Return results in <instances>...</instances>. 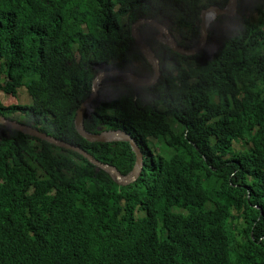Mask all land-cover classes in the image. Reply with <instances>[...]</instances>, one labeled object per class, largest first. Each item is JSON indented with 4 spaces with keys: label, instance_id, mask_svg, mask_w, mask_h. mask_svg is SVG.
Returning <instances> with one entry per match:
<instances>
[{
    "label": "trees",
    "instance_id": "obj_1",
    "mask_svg": "<svg viewBox=\"0 0 264 264\" xmlns=\"http://www.w3.org/2000/svg\"><path fill=\"white\" fill-rule=\"evenodd\" d=\"M227 3L0 0V115L125 175L135 163L128 142L91 143L75 128L96 68L142 75L139 67L151 65L130 36L133 22L168 19L178 43L192 48L201 12ZM263 7L240 0L194 56L174 55L157 29L141 28L167 53L160 83L137 94L123 83L103 88L85 118L88 131L124 130L141 147L132 184L0 125V264H264ZM23 88L31 105L20 100ZM3 94L18 103L6 105Z\"/></svg>",
    "mask_w": 264,
    "mask_h": 264
},
{
    "label": "water",
    "instance_id": "obj_2",
    "mask_svg": "<svg viewBox=\"0 0 264 264\" xmlns=\"http://www.w3.org/2000/svg\"><path fill=\"white\" fill-rule=\"evenodd\" d=\"M240 7V0H229L228 4L224 8H219L217 6H211L208 10H204L201 14V31L200 38L195 47L191 49H186L184 46H181L177 39L168 31V27L165 26L162 22L153 20V19H137L132 23L130 28V36L135 42L136 46L139 49L141 55L146 59L155 69V74L151 78L137 76L131 72H120L116 69L103 70L97 73V75L92 80L91 93L88 98H86L79 106L76 111V116L74 120L75 128L78 134L88 142L91 143H116V142H128L131 146V149L135 153V163L133 168L127 172V174H122V172L113 164L108 162H103L98 158H95L92 154L87 152L85 149L81 148L72 143H68L65 140L57 139L48 133L40 131L37 128H34L31 125H26L17 120H11L5 116L0 115V125L6 126L8 128L22 132L23 134L29 135L31 137L38 138L42 141H45L55 147L61 149H67L79 153L84 158L88 159L91 163L96 165L98 168L106 170L108 174L122 186H126L134 183L140 175L142 174L144 166V153L141 147L138 145L136 140L124 130H108L99 133H93L86 129L85 118L87 111L96 97H98L100 90H102L103 82L109 77H123L128 79L134 89L139 87H149V85L155 84L160 77H162L161 69V59L158 56V53L155 49L149 44V42L141 35L140 28L143 25H150L158 30L157 38L161 42L163 37L166 34L168 40H165L164 43L169 46L172 50L178 52L181 55H193L204 49L208 35H209V25L210 20L207 22L208 13H212L217 16H234L238 13Z\"/></svg>",
    "mask_w": 264,
    "mask_h": 264
},
{
    "label": "clouds",
    "instance_id": "obj_3",
    "mask_svg": "<svg viewBox=\"0 0 264 264\" xmlns=\"http://www.w3.org/2000/svg\"><path fill=\"white\" fill-rule=\"evenodd\" d=\"M229 1V0H228ZM228 4V3H227ZM226 4V5H227ZM213 6H216V5H213ZM218 7V6H217ZM226 7V6H225ZM210 8V7H209ZM209 8H207V9H204V10H208ZM219 8H221V7H219ZM224 8V7H223ZM203 10V11H204ZM202 11V12H203ZM202 12H201V14H202ZM224 16H228V15H224ZM215 15H213L212 13H208V15H207V22L209 21V19H211L209 22H210V25H209V32L212 30L211 28L212 27H214L215 25H216V22L215 21H217V20H215ZM220 17H222V16H220ZM200 18H201V15H200ZM141 19V18H140ZM143 19H152V18H143ZM218 19V18H217ZM153 20H155V19H153ZM201 21H202V18H201ZM161 22V21H160ZM168 22H170L168 19H166L164 22H162L164 25H165V23H168ZM132 25V24H131ZM143 26H150V25H143ZM143 26H141V28L143 27ZM166 26V25H165ZM150 27H152V26H150ZM131 28V27H130ZM141 28H140V32H141ZM152 28H154V27H152ZM200 28H201V24H200ZM154 29H156V28H154ZM201 31V30H200ZM159 33V32H158ZM158 33H157V35H158ZM141 35H142V33H141ZM143 36V35H142ZM173 36H174V34H173ZM144 38H146V37H149V36H143ZM165 37H167V40H168V36L165 34L164 35V37H163V41L161 42L160 40V42L162 43V44H164L165 46H167L165 43H164V41H165ZM175 37V36H174ZM208 37H209V35H208ZM176 38V37H175ZM158 39V38H157ZM177 39V38H176ZM177 41H178V39H177ZM205 45H208V42L205 44ZM182 46V45H181ZM169 47V46H168ZM195 47V46H194ZM186 48V47H185ZM193 48V47H192ZM206 47H204V49H205ZM186 49H191V48H186ZM203 49V50H204ZM202 51V50H201ZM200 51V52H201ZM157 52V51H156ZM158 53V52H157ZM199 53V52H198ZM198 53H196V54H198ZM196 54H193V55H188V56H194V55H196ZM163 55V54H162ZM162 55H160V54H158V56H160V59H161V69H162V76L164 75V73H165V71H167V67H166V58L165 57H163ZM181 55V54H180ZM183 56H187V55H183ZM107 68H109V67H97L96 69H97V73L98 72H100V71H103V70H107ZM110 70H113V69H115L114 67L113 68H109ZM116 70H118V69H116ZM118 71H120V70H118ZM139 71H146V72H144L142 75H138V74H136V73H134V72H132V71H120V72H131V73H134L135 75H137V76H141V77H146V78H151V77H153L154 76V74H155V69H154V67L152 68V69H144V67L141 65L140 67H139ZM97 73H96V75H97ZM95 75V76H96ZM94 76V77H95ZM160 78H162V77H160ZM93 80V79H92ZM107 80H109V84L107 83ZM160 80V79H159ZM119 83H123V84H127V85H130V87L131 88H133L132 87V85H131V83H130V81L128 80V79H124L123 77H109V78H107V79H105L104 80V82H103V88H110V87H114V85H118ZM157 83H158V81L155 83V84H153V85H149V87L150 88H152V87H155V85H157ZM134 89V88H133ZM141 89H143L142 87H139L138 89H134L135 90V93L137 94L138 93V90H141ZM261 214L263 215V212H261Z\"/></svg>",
    "mask_w": 264,
    "mask_h": 264
},
{
    "label": "rangeland",
    "instance_id": "obj_4",
    "mask_svg": "<svg viewBox=\"0 0 264 264\" xmlns=\"http://www.w3.org/2000/svg\"><path fill=\"white\" fill-rule=\"evenodd\" d=\"M263 10H264V7H263ZM220 16H215L214 18H215V20H217V18H219ZM215 22H217V21H215ZM165 25L168 27V31H169V33H171L172 35H173V31L171 30V28H170V26L172 25V23L171 22H168V23H165ZM165 40H167V37H165ZM208 42V38H207V41H206V43ZM205 47H208V45H205ZM140 65V64H139ZM144 67V66H143ZM146 68H148V67H146ZM149 69V68H148ZM107 83L109 84V80H107ZM24 92H26V89L25 88H23V89H21L20 91H19V93H20V95H21V99L20 100H22L23 101V103H25V102H27V103H25V104H28V105H31L32 104V100L30 99V97H29V95H28V93L26 92V98L24 97V95H23V93ZM1 98H2V101L6 104V105H8V104H10V103H12V102H14V101H17V99H12V98H10V97H8V96H5L4 94L1 96ZM17 103H18V101H17ZM93 104V103H92ZM92 104H91V106H92ZM235 229H236V232L237 233H240L241 231H242V229H243V226L242 225H235ZM240 239H243V237H242V235H240Z\"/></svg>",
    "mask_w": 264,
    "mask_h": 264
},
{
    "label": "flooded vegetation",
    "instance_id": "obj_5",
    "mask_svg": "<svg viewBox=\"0 0 264 264\" xmlns=\"http://www.w3.org/2000/svg\"><path fill=\"white\" fill-rule=\"evenodd\" d=\"M167 47H168V46H167ZM169 48H170V47H169ZM170 49H171V48H170ZM172 51H173L174 55L179 54L178 52H176V51H174V50H172ZM160 55H162V54H160ZM162 56L166 58V57H167V53H166L165 55H162ZM187 56H188V55H187ZM149 64H150V63H149ZM150 65H151V64H150ZM152 68H153V65H151V69H152ZM165 72H166V71H165ZM163 76H164V75H163ZM163 76H162V77H163ZM159 79H160V80H158V83H157V84L160 83V81H161L162 78H159ZM142 88H143V89H146V88H150V87H142ZM102 89H103V87H102ZM96 98H97V97H96ZM96 98H95V100H96ZM95 100H94V101H95ZM94 101H93V102H94ZM90 107H91V106H90ZM90 107H89V108H90ZM88 110H89V109H88ZM98 131H101V128H100V127H98ZM104 131H105V130H104ZM106 131H107V130H106ZM101 132H103V131H101Z\"/></svg>",
    "mask_w": 264,
    "mask_h": 264
}]
</instances>
